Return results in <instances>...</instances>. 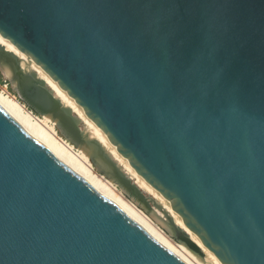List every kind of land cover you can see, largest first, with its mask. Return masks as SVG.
Here are the masks:
<instances>
[{
    "label": "water",
    "instance_id": "1",
    "mask_svg": "<svg viewBox=\"0 0 264 264\" xmlns=\"http://www.w3.org/2000/svg\"><path fill=\"white\" fill-rule=\"evenodd\" d=\"M33 60L221 264H264V0H0ZM0 44V73L177 242L203 251ZM27 64V62H26ZM0 264H188L0 104Z\"/></svg>",
    "mask_w": 264,
    "mask_h": 264
},
{
    "label": "bare ground",
    "instance_id": "2",
    "mask_svg": "<svg viewBox=\"0 0 264 264\" xmlns=\"http://www.w3.org/2000/svg\"><path fill=\"white\" fill-rule=\"evenodd\" d=\"M0 44L4 45L7 49L15 52L22 58V65L28 66L37 72V74L47 83V85L54 91L57 97L63 102V104L72 108L74 112L77 113L79 118L84 122L85 127L87 128L90 136L93 138H97V140L104 146V148L111 153L113 157L119 161V163L125 167L127 172H130L132 175L136 177L138 181L141 182L142 185L150 192V194L156 198L161 204L174 216L177 218L178 222L174 223L178 226L181 225L182 229L185 230L188 235L194 240L203 251V258H200L197 254H195L192 250H190L183 243L177 242L174 240L163 228L159 225V223L149 215V217H145L141 212L138 211L129 201H127L124 197H122L115 189H113L107 182L102 178H107L111 182H113L110 178L105 177L103 174L99 172V174L94 171L90 163L81 156L77 150L83 152L88 158L89 154L86 150L82 148H78L74 146H70L64 141L61 137H59L58 132L56 130V123L48 116L36 115L25 106L23 102H21L15 95L8 92V90L4 87H0V104L8 110L12 116L21 124V126L29 132L35 139L39 140L46 146L50 147L55 153H57L60 158L78 175H80L83 179H85L88 183L93 185L96 189H98L104 196L108 199L115 202L122 210L127 212L137 223H139L143 228H145L149 233H151L154 237H156L166 248L172 251L174 254L179 256L182 260H184L188 264H197L195 260L191 257L190 254L185 252L179 245L184 247L187 251H189L193 256L197 259L201 260L206 264H221L219 260L212 254L202 243L198 240L194 233H192L188 228L184 226L181 218L178 214L171 208L168 201L163 198L161 195L156 193L153 188L140 176L135 170L127 163V161L118 153L116 148L110 143L107 137L101 132V130L92 122L83 112L82 108L79 107L75 101L68 96V94L62 90L58 84L51 79L39 66L35 65L33 60H30L26 55L20 53L16 48H14L10 42L3 39L0 36ZM27 62V64H26ZM5 76H9L8 71L4 72ZM32 112V113H31ZM67 140V139H66ZM68 141V140H67ZM113 158V159H114ZM90 159V158H89ZM91 161V160H90ZM101 174V176H100ZM108 180V181H109ZM109 181V182H110ZM114 183V182H113ZM115 184V183H114ZM116 185V184H115ZM117 186V185H116ZM118 188V186H117ZM119 189V188H118ZM121 190V189H120ZM122 191V190H121ZM123 192V191H122ZM124 193V192H123ZM125 195V194H124ZM126 196V195H125ZM127 197V196H126ZM128 198V197H127ZM131 200V199H130ZM132 201V200H131ZM134 202V201H133ZM135 203V202H134ZM136 205V203H135ZM143 213V212H142ZM180 227V228H181ZM178 243V244H176Z\"/></svg>",
    "mask_w": 264,
    "mask_h": 264
},
{
    "label": "rangeland",
    "instance_id": "3",
    "mask_svg": "<svg viewBox=\"0 0 264 264\" xmlns=\"http://www.w3.org/2000/svg\"><path fill=\"white\" fill-rule=\"evenodd\" d=\"M6 77V76H5ZM4 77V75L3 74H1L0 73V82L1 83H3L4 82V80L5 81H7V83H8V92L9 93H11V94H13V95H15L12 91H11V86H10V84H9V82H8V80L6 79ZM16 96V95H15ZM17 97V96H16ZM18 98V97H17ZM74 112V111H73ZM32 113V112H31ZM76 115H77V113L76 112H74ZM33 114H35V113H33ZM38 116H40V115H38ZM78 116V115H77ZM40 117H42V116H40ZM79 117V116H78ZM83 124H85L84 122H83ZM56 128V127H55ZM56 130H57V128H56ZM57 132H58V130H57ZM58 135H59V137H61L64 141H66L67 142V144L68 145H70V146H72V147H74L69 141H67L64 137H62L60 134H59V132H58ZM96 138V137H95ZM97 139V138H96ZM76 152H78L81 156H83L85 159H87V161L90 163V165L92 166V168L94 169V171H96L98 174H99V172L95 169V167L93 166V164H92V162L90 161V159L83 153V152H81V151H79V150H77ZM110 155H111V153H109ZM112 157H113V155H111ZM114 158V157H113ZM115 159V158H114ZM116 160V159H115ZM117 161V160H116ZM117 163L121 166V168L124 170V172L132 179V181L135 183V185L138 187V188H140L141 190H143V191H145L146 193H148L149 195H151L150 194V192L144 187V185H142L141 184V182L140 181H138L137 179H136V177L134 176V175H132L130 172H127V170L125 169V167H123L120 163H119V161H117ZM100 176H101V174H100ZM105 176V175H104ZM106 177V176H105ZM106 182H107V184H109L113 189H115L122 197H124L127 201H129L136 209H138V211L139 212H141V214H143L145 217H149V215L146 213V212H144L143 210H141L137 205H135V203L133 202V201H131L129 198H127L125 195H124V193L120 190V189H118L117 188V186L113 183V182H111L109 179H107V178H104V177H102ZM110 182H109V181ZM152 196V195H151ZM153 197V196H152ZM156 199V198H155ZM152 208L154 209V211L156 212V214L158 215V216H160V217H162V218H164L165 219V215H164V213H163V210L165 211H167L168 212V214L173 218V220L177 223L178 222V220H177V218L176 217H174L163 205H162V210H160V209H158L157 207H155L154 205H152ZM141 210V211H140ZM180 227H181V225H180ZM182 228V227H181ZM175 242V241H174ZM176 243V242H175ZM176 244H178V243H176ZM179 245V244H178ZM185 252H187L188 254H190L191 255V257L195 260V262L197 263V264H206V263H203L201 260H199V259H197L195 256H193L189 251H187L184 247H182L181 245H179Z\"/></svg>",
    "mask_w": 264,
    "mask_h": 264
},
{
    "label": "built area",
    "instance_id": "4",
    "mask_svg": "<svg viewBox=\"0 0 264 264\" xmlns=\"http://www.w3.org/2000/svg\"><path fill=\"white\" fill-rule=\"evenodd\" d=\"M1 86H4L6 89H8V88H7V87H8V83H7V81L4 80L3 83L0 82V87H1Z\"/></svg>",
    "mask_w": 264,
    "mask_h": 264
}]
</instances>
